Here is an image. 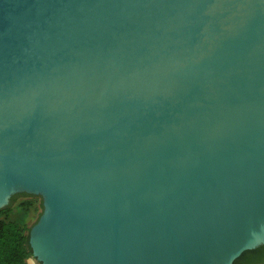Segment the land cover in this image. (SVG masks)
<instances>
[{
  "label": "water",
  "instance_id": "1",
  "mask_svg": "<svg viewBox=\"0 0 264 264\" xmlns=\"http://www.w3.org/2000/svg\"><path fill=\"white\" fill-rule=\"evenodd\" d=\"M262 183L264 0H0V209L43 197L41 264L51 220L93 264H234Z\"/></svg>",
  "mask_w": 264,
  "mask_h": 264
},
{
  "label": "bare ground",
  "instance_id": "2",
  "mask_svg": "<svg viewBox=\"0 0 264 264\" xmlns=\"http://www.w3.org/2000/svg\"><path fill=\"white\" fill-rule=\"evenodd\" d=\"M259 195L250 192H244L240 199L247 207L254 206L258 203H264V184L262 183L259 189ZM245 216V213H240ZM251 214L249 213L248 216ZM248 218V217H247ZM71 236L69 241L66 237ZM80 238H83L80 241ZM97 239L95 246H92V239ZM37 241L41 246L42 251L47 253L48 264H79L78 256L83 254L86 250L85 264H93L94 255L98 261L106 256L107 243L106 240L98 234L91 232L82 227H75L72 225L60 224L54 220L46 223L37 234ZM143 248L152 251H161L164 249L163 243L158 239H151L149 245ZM71 255H75L71 257Z\"/></svg>",
  "mask_w": 264,
  "mask_h": 264
},
{
  "label": "trees",
  "instance_id": "3",
  "mask_svg": "<svg viewBox=\"0 0 264 264\" xmlns=\"http://www.w3.org/2000/svg\"><path fill=\"white\" fill-rule=\"evenodd\" d=\"M8 206L0 209V214H7ZM33 255L30 233L19 223L0 218V264H30ZM264 257V245L245 251L234 264H254Z\"/></svg>",
  "mask_w": 264,
  "mask_h": 264
},
{
  "label": "rangeland",
  "instance_id": "4",
  "mask_svg": "<svg viewBox=\"0 0 264 264\" xmlns=\"http://www.w3.org/2000/svg\"><path fill=\"white\" fill-rule=\"evenodd\" d=\"M8 208L7 214H0V218L15 221L25 228L26 233H30L32 226L38 221L44 211L43 197L38 194L17 193ZM29 260H34L36 264H41L34 255Z\"/></svg>",
  "mask_w": 264,
  "mask_h": 264
},
{
  "label": "flooded vegetation",
  "instance_id": "5",
  "mask_svg": "<svg viewBox=\"0 0 264 264\" xmlns=\"http://www.w3.org/2000/svg\"><path fill=\"white\" fill-rule=\"evenodd\" d=\"M15 195V194H14ZM14 195L12 196L11 200L13 199ZM264 245V244H263ZM261 246V245H260ZM259 247V246H258ZM254 264H264V257L259 258Z\"/></svg>",
  "mask_w": 264,
  "mask_h": 264
}]
</instances>
